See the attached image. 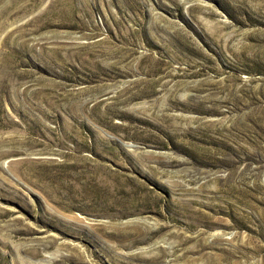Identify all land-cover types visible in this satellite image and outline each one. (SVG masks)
<instances>
[{"label":"rangeland","instance_id":"rangeland-1","mask_svg":"<svg viewBox=\"0 0 264 264\" xmlns=\"http://www.w3.org/2000/svg\"><path fill=\"white\" fill-rule=\"evenodd\" d=\"M0 264H264V0H0Z\"/></svg>","mask_w":264,"mask_h":264}]
</instances>
